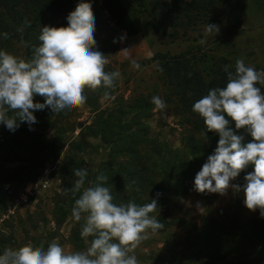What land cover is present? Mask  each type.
Instances as JSON below:
<instances>
[{"label": "trees", "instance_id": "16d2710c", "mask_svg": "<svg viewBox=\"0 0 264 264\" xmlns=\"http://www.w3.org/2000/svg\"><path fill=\"white\" fill-rule=\"evenodd\" d=\"M218 0H153L152 8L158 10L160 21L173 25H181L185 17H197L203 7H209L210 3ZM230 1V0H229ZM240 6L245 0H236ZM81 0H0V50L5 51L6 45L11 39L21 41L25 45L24 59H31L33 47L39 46V35L43 26H67L68 20L58 23V17L73 11ZM86 2L90 3L88 0ZM92 7L95 26L101 20V10L108 13L107 21L113 22L119 30L126 31L130 36L137 35L140 27L129 12L124 0H102L101 9ZM194 12V15H190ZM158 30L157 26L152 24ZM20 29H23L21 31ZM8 33L5 38L3 33ZM156 58L160 63L163 77L172 87L185 110L192 111V105L208 91L216 87H225L227 74L225 66H219L213 77L207 75L192 62L187 53L169 56L158 52ZM235 71L234 68H229ZM264 93V85H259ZM103 93V87L96 90L85 89L86 102L95 110V118L88 127L91 135L98 137L101 144L108 147L109 160L100 164L96 170L85 166V160L80 155L81 151L91 147L87 142H78L67 138L65 131L56 132L52 139L44 136L46 129L56 127L52 120V111L36 114L37 122L27 127L21 133L0 138V213L8 212L11 203L18 196L19 183L30 179H23L22 162L29 161L35 154L40 156L58 157L61 150L69 145L65 164L60 168L62 180L61 200L55 204V216L57 228L66 221L74 206L77 193L74 197L67 189L74 186L78 177L74 170L84 168L88 172L84 188L96 183L97 175L103 173L108 176L106 187H109L116 204L132 201L137 205H144L156 199L158 206L151 216L164 224V228L156 232H166L175 223L183 225V230L189 231V224L184 218L171 217L170 202L178 197L190 194L194 190V179L209 155L214 153L217 147L218 133L207 132L206 125L198 113L193 112L189 120L192 132L182 139V148L170 146L167 142L159 140L150 134V126L144 122L149 111L154 108L152 101L146 96L136 99L134 102L118 105L111 110L101 109L98 106L99 98ZM34 102H44V97H33ZM38 99V100H37ZM127 102V100H125ZM12 115V114H10ZM195 116V117H194ZM227 118V117H226ZM230 126L235 129L234 121ZM25 132L29 134L25 136ZM245 135V142L251 141V136L243 129L237 130ZM44 133V134H43ZM88 145V146H87ZM35 161L31 159L29 162ZM18 163L16 168H6L3 164ZM37 166L36 163H34ZM254 167L249 165L237 177L240 184H244V176L252 172ZM83 190V189H82ZM157 193L160 195L157 197ZM86 216V214H83ZM84 218L75 221L71 229L69 243L73 251H86L90 246L92 237L83 238L80 235ZM202 234L196 231L201 238V248L206 264H262L264 258H252L241 260L251 254V249L257 246L264 248V218L248 217L236 212L222 216H201ZM197 229V227H196ZM151 231V230H150ZM56 233L52 237H56ZM14 232L0 234V254L6 248H19ZM30 243L24 245L39 246L40 239L33 237ZM191 235L184 240H177L169 235L165 248L169 253L172 263L195 264L183 260L186 253L192 247ZM47 248L48 244L43 243ZM179 246H183L179 249Z\"/></svg>", "mask_w": 264, "mask_h": 264}, {"label": "clouds", "instance_id": "9594fccd", "mask_svg": "<svg viewBox=\"0 0 264 264\" xmlns=\"http://www.w3.org/2000/svg\"><path fill=\"white\" fill-rule=\"evenodd\" d=\"M67 20V26L42 27L41 43L33 47L31 59H18L0 50V123L10 131L14 132L21 122H26L31 130L37 122L36 110L47 107L60 113L84 105L86 88L116 87L120 72H106L109 61L95 48L91 4L81 0ZM218 33V25L207 24L205 38ZM3 35L8 37L6 32ZM131 63L140 67L135 60ZM224 71L226 86L210 89L192 105V111L204 120V135H219L214 153L195 175L194 189L220 195H226L229 187L237 192L242 189L245 206L251 211L259 210L264 218V93L257 87V83L264 85V70L246 65L241 58L236 60L234 72L227 65ZM36 94L45 98L43 103L34 102ZM104 94L110 96L108 91ZM151 101L157 110L166 108L159 96H153ZM230 121H234L235 129ZM240 129L251 136V141L245 142V135L237 132ZM249 165L254 170L244 176L243 185L230 183ZM74 174L78 179L66 192L74 197L80 193L72 216L76 221L85 220L81 237L93 238L87 250L66 252L57 242H51L47 248L43 242L39 246L28 244L6 248L0 254V264H139L134 250L149 239V230L155 233L164 228L156 216L150 215L158 206L157 200L151 199L142 206L132 201L116 204L110 188L104 186L107 175H97L96 183L84 188L87 170L76 169Z\"/></svg>", "mask_w": 264, "mask_h": 264}, {"label": "rangeland", "instance_id": "374dc122", "mask_svg": "<svg viewBox=\"0 0 264 264\" xmlns=\"http://www.w3.org/2000/svg\"><path fill=\"white\" fill-rule=\"evenodd\" d=\"M88 1L93 8L101 9L102 0ZM152 1L124 0L129 12L140 27V32L134 36L109 24L107 22L108 13L106 10H101V20L95 26L94 32L97 42L95 48L101 51L109 61L105 65V71H118L121 75L115 82L114 89L103 88L98 106L101 109L111 110L118 108L120 104L134 102L143 96H146L150 101L153 96L161 97L166 103V108L157 110L154 106L145 117L144 122L150 126V134L155 138L181 149L182 139L186 134L192 132L189 120L194 114L188 109L185 110L184 104L179 101L175 91L168 85L163 77L156 54L161 52L173 56L187 53L195 66L200 68L208 79L213 77L212 74L219 66L227 65L229 68H234L236 60L241 58L244 59L246 65L254 66L257 70H264V0H245L243 6H240L236 0L213 1L209 7H203L197 17H193V19L185 17L182 24L176 27L160 21L158 10L152 8ZM194 14V12H190V15ZM66 19V15H61L58 17V23H62ZM208 23L218 25L219 33L205 38V29ZM152 24L156 25L158 30ZM121 37H123L122 41ZM114 39L117 42L114 43ZM202 39L205 40L203 44L200 43ZM125 48L127 49L125 50ZM4 50L18 59H24L26 52L25 45L16 39H11ZM125 51L128 55H125ZM132 60H135L140 67H134L131 63ZM259 85L262 84L257 83V87ZM106 91L110 92L109 97L105 96ZM34 97L41 98L42 96L36 94ZM36 102L43 103L40 100ZM48 109L51 110L47 107L43 110H36L34 115L38 112L46 113ZM10 114L14 115V113ZM94 118L95 110L87 102L71 110L60 113L52 112V120L56 127H49L43 134L46 138L52 139L56 132L62 128L68 139L89 143L91 147L81 151L80 155L84 158L87 168L96 170L110 157L108 156V147L102 145L99 138L91 135V131L88 129ZM27 127L29 125L26 122H21L13 132L0 123V138L5 134L12 136L21 133L28 129ZM28 134L25 132V136ZM68 147L69 145L63 148L58 157L35 154L29 158V161L31 159H35V161H25L20 165L18 163L3 164L6 168L21 166L23 179H30V182L35 184L36 193L31 196L27 205L11 203L10 208L15 209L14 213H0V234L13 231L19 246L30 243L32 238L36 237L47 244L57 242L66 252L73 251V247L69 243V236L76 220L70 214L61 227L56 229L54 213L56 202L61 200L62 175L60 168L65 164ZM30 182L26 180L19 183L17 191L19 193L23 191ZM181 197L170 202L171 217H180L181 211L184 212L187 207L181 201ZM231 202L233 204V201ZM180 218L187 221L189 231L183 230V225L179 223L173 224L163 233H152L149 230V239L142 241L134 250L139 264H180V262L172 263L169 253L165 249L167 247L165 243L170 234L177 240H184L186 236L191 235L189 242L192 247L187 251L183 260L195 264H206L201 250L203 243L201 238L196 235V231L202 234L201 216L185 213ZM56 232V237L53 238L52 234ZM258 257L264 258L263 247L252 248L251 254L241 260Z\"/></svg>", "mask_w": 264, "mask_h": 264}, {"label": "crops", "instance_id": "0c3cea01", "mask_svg": "<svg viewBox=\"0 0 264 264\" xmlns=\"http://www.w3.org/2000/svg\"><path fill=\"white\" fill-rule=\"evenodd\" d=\"M230 183L240 184L237 178H235ZM180 199L182 202H184V204L187 205V207H185L184 209V212L183 210L181 211L182 214L179 215L180 217H183V214L185 213H193L198 216H222L224 214H229L233 212L248 217L260 216L259 210L251 211L245 206V195L242 189L237 192L234 191L231 187H229L226 195L208 192L200 193L194 189L190 194L183 196ZM231 201H233V204ZM252 212H255V214H252Z\"/></svg>", "mask_w": 264, "mask_h": 264}, {"label": "built area", "instance_id": "2783aa9c", "mask_svg": "<svg viewBox=\"0 0 264 264\" xmlns=\"http://www.w3.org/2000/svg\"><path fill=\"white\" fill-rule=\"evenodd\" d=\"M107 22L113 25V22L109 20ZM35 193V184L33 182H30L24 187V190L19 193V195L13 200L12 203L16 205H27L31 196H33ZM8 212L14 213L15 209L10 208Z\"/></svg>", "mask_w": 264, "mask_h": 264}]
</instances>
